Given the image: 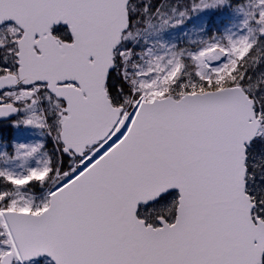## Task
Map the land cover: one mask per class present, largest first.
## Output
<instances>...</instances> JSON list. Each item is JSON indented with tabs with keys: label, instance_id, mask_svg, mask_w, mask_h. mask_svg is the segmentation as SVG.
I'll return each mask as SVG.
<instances>
[{
	"label": "snow or ice",
	"instance_id": "1",
	"mask_svg": "<svg viewBox=\"0 0 264 264\" xmlns=\"http://www.w3.org/2000/svg\"><path fill=\"white\" fill-rule=\"evenodd\" d=\"M0 264H264V0H0Z\"/></svg>",
	"mask_w": 264,
	"mask_h": 264
},
{
	"label": "rangeland",
	"instance_id": "2",
	"mask_svg": "<svg viewBox=\"0 0 264 264\" xmlns=\"http://www.w3.org/2000/svg\"><path fill=\"white\" fill-rule=\"evenodd\" d=\"M9 127H2V128H0L1 130H0V132H4L6 135L4 136V137H2L3 139H6V140H11V139H13V138H17V139H24V137L21 135V132L20 131H18V130H15V129H13L14 130V134L15 135H10V137H8V133H7V129H8ZM1 138V137H0Z\"/></svg>",
	"mask_w": 264,
	"mask_h": 264
}]
</instances>
